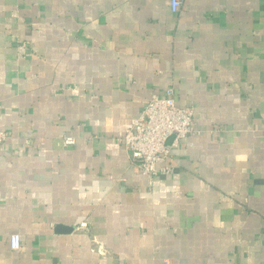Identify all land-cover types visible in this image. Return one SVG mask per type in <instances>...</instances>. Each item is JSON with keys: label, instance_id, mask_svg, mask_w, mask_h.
I'll list each match as a JSON object with an SVG mask.
<instances>
[{"label": "crops", "instance_id": "1", "mask_svg": "<svg viewBox=\"0 0 264 264\" xmlns=\"http://www.w3.org/2000/svg\"><path fill=\"white\" fill-rule=\"evenodd\" d=\"M171 84L198 131L149 178ZM0 98V264H264V0H0Z\"/></svg>", "mask_w": 264, "mask_h": 264}, {"label": "built area", "instance_id": "2", "mask_svg": "<svg viewBox=\"0 0 264 264\" xmlns=\"http://www.w3.org/2000/svg\"><path fill=\"white\" fill-rule=\"evenodd\" d=\"M181 0H171V8L176 11ZM0 98V108H1ZM198 131L193 106L177 104L175 87L169 85L164 94H152L139 114L132 119L124 131V144L131 163L142 174L149 178L171 176L178 163L174 149L192 133ZM12 133L0 125V146ZM169 138L172 141L168 143ZM77 142V136L63 135V143L72 145ZM87 221L81 226H87ZM13 249L21 247V235L13 233L10 236Z\"/></svg>", "mask_w": 264, "mask_h": 264}]
</instances>
